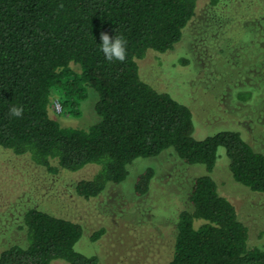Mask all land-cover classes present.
<instances>
[{
  "label": "trees",
  "instance_id": "trees-1",
  "mask_svg": "<svg viewBox=\"0 0 264 264\" xmlns=\"http://www.w3.org/2000/svg\"><path fill=\"white\" fill-rule=\"evenodd\" d=\"M197 8L198 0H0V149L52 175L94 163L97 170L75 185L88 200L125 181L135 159L171 149L207 172L194 178L190 207L179 212L167 264H264V245H250L248 226L211 175L226 156L236 181L264 193V152L236 129L197 138L192 109L140 74L139 60L172 50ZM102 33L126 38L124 62L106 60ZM90 89L99 119L62 125L57 103L60 114L80 117ZM13 106L23 107L21 117L10 115ZM154 176L152 166L140 172L134 193L146 195ZM22 227L23 241L5 244L0 264H101L76 248L85 231L77 219L30 207Z\"/></svg>",
  "mask_w": 264,
  "mask_h": 264
},
{
  "label": "rangeland",
  "instance_id": "rangeland-1",
  "mask_svg": "<svg viewBox=\"0 0 264 264\" xmlns=\"http://www.w3.org/2000/svg\"><path fill=\"white\" fill-rule=\"evenodd\" d=\"M139 65L144 80L192 109L197 138L236 129L264 152V0H198L197 14L175 47L165 53L150 50ZM244 92H250L247 99L240 97ZM97 100L98 93L90 89L80 117L60 114V105L54 117L64 126L88 127L99 119ZM93 164L52 175L0 149V251L23 241L24 214L39 207L81 221L85 231L76 248L99 255L101 264H167L179 212L190 207L193 180L206 168L188 164L168 149L135 159L125 181L83 199L75 185L97 170ZM229 165L226 156L219 157L211 175L248 226L250 245L263 246L264 193L236 181ZM149 166L155 169L150 190L138 196L133 185ZM102 228L104 233L93 241L92 234Z\"/></svg>",
  "mask_w": 264,
  "mask_h": 264
},
{
  "label": "clouds",
  "instance_id": "clouds-1",
  "mask_svg": "<svg viewBox=\"0 0 264 264\" xmlns=\"http://www.w3.org/2000/svg\"><path fill=\"white\" fill-rule=\"evenodd\" d=\"M59 7H63L61 4ZM101 51L103 52L107 61L112 62L113 60L124 62L127 56V40L122 35H116L114 39L106 33L101 34ZM23 107L13 106L9 112L11 116L21 117L23 115Z\"/></svg>",
  "mask_w": 264,
  "mask_h": 264
},
{
  "label": "built area",
  "instance_id": "built-area-1",
  "mask_svg": "<svg viewBox=\"0 0 264 264\" xmlns=\"http://www.w3.org/2000/svg\"><path fill=\"white\" fill-rule=\"evenodd\" d=\"M57 105H60L59 103H57ZM60 109H61V106H60Z\"/></svg>",
  "mask_w": 264,
  "mask_h": 264
}]
</instances>
